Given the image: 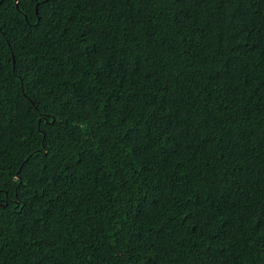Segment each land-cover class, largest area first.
<instances>
[{
    "label": "trees",
    "instance_id": "1",
    "mask_svg": "<svg viewBox=\"0 0 264 264\" xmlns=\"http://www.w3.org/2000/svg\"><path fill=\"white\" fill-rule=\"evenodd\" d=\"M0 264H264V0H0Z\"/></svg>",
    "mask_w": 264,
    "mask_h": 264
},
{
    "label": "snow or ice",
    "instance_id": "2",
    "mask_svg": "<svg viewBox=\"0 0 264 264\" xmlns=\"http://www.w3.org/2000/svg\"><path fill=\"white\" fill-rule=\"evenodd\" d=\"M44 2H47V0H44Z\"/></svg>",
    "mask_w": 264,
    "mask_h": 264
}]
</instances>
